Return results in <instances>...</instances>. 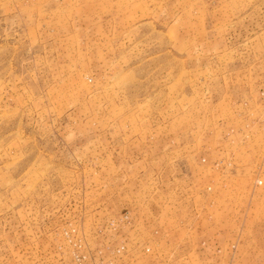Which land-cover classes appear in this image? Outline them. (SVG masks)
<instances>
[{"label":"rangeland","instance_id":"1","mask_svg":"<svg viewBox=\"0 0 264 264\" xmlns=\"http://www.w3.org/2000/svg\"><path fill=\"white\" fill-rule=\"evenodd\" d=\"M0 264H264V0H0Z\"/></svg>","mask_w":264,"mask_h":264},{"label":"built area","instance_id":"2","mask_svg":"<svg viewBox=\"0 0 264 264\" xmlns=\"http://www.w3.org/2000/svg\"><path fill=\"white\" fill-rule=\"evenodd\" d=\"M128 216H129V215H127V216L125 217V219H126V220H129V219H127V218H128Z\"/></svg>","mask_w":264,"mask_h":264},{"label":"crops","instance_id":"3","mask_svg":"<svg viewBox=\"0 0 264 264\" xmlns=\"http://www.w3.org/2000/svg\"><path fill=\"white\" fill-rule=\"evenodd\" d=\"M142 240V239H141Z\"/></svg>","mask_w":264,"mask_h":264}]
</instances>
